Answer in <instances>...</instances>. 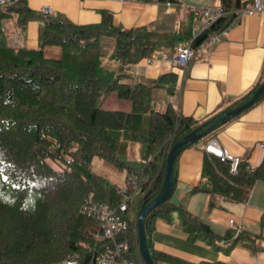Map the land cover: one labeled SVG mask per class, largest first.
<instances>
[{"label": "trees", "instance_id": "obj_1", "mask_svg": "<svg viewBox=\"0 0 264 264\" xmlns=\"http://www.w3.org/2000/svg\"><path fill=\"white\" fill-rule=\"evenodd\" d=\"M253 1L220 0L223 15L197 35L193 34V25L201 13L190 10L176 28L166 30L153 23L126 27L115 23L112 12L105 8L99 9V21L77 23L59 13L37 11L28 0L11 3L9 10L18 14L20 24L31 18L42 22L36 48L9 46L0 28V264H42L71 256L77 257L79 264H101L99 258L113 241L97 238L101 231L98 219L83 205L91 199L117 207L124 195L116 183L93 171L94 155L119 167L127 165L128 176H136V184L129 186L128 193L140 188L141 194L136 206H132L130 198L125 210L118 209L127 226L116 236L117 240L129 242L130 248L124 253L128 259L139 252L146 264L139 250L137 215L163 185L171 146L194 129H206L226 111L245 102L264 77L241 97L210 115L196 118L179 114L173 102L163 110H156L152 104L153 87L172 82L174 73L130 83L122 80L125 69L159 50H171L190 41L199 45L209 34L228 25L237 9ZM6 14L0 8V19ZM106 37L114 38L110 52L104 48ZM47 45H58L60 54L48 56ZM105 57L117 62V67H107ZM103 90H115L119 97L129 99L131 109L97 105ZM263 97L264 91L252 105ZM233 117L216 122L215 130ZM212 133L182 145L173 163V185L180 152L202 143V173L192 191L247 200L256 180H264V158L254 168L241 158L238 170L233 172L229 162L205 149ZM136 142L140 149L142 145L145 148L146 161L141 168L122 158ZM171 210L179 211L191 240L229 239L230 245L250 244L243 230L236 233L228 228L217 233L170 196L145 218L147 245L154 264H228L220 260L191 262L153 250L150 232L154 220Z\"/></svg>", "mask_w": 264, "mask_h": 264}, {"label": "crops", "instance_id": "obj_2", "mask_svg": "<svg viewBox=\"0 0 264 264\" xmlns=\"http://www.w3.org/2000/svg\"><path fill=\"white\" fill-rule=\"evenodd\" d=\"M28 4L37 11L48 6L51 13L65 15L77 23L99 21V9L105 8L112 12L115 23L126 27L153 23L158 29L166 30L176 28L189 11L186 0H28ZM5 12L6 16L0 19V28L8 45L14 48L38 47L42 20L31 18L20 24L16 12ZM113 43L112 37L104 40L108 52L112 51ZM173 49L159 50L130 64L122 80L135 83L172 72V82L153 87V106L156 108L159 103L163 110L168 102H173L178 104L179 114L203 118L241 97L264 77V12L242 15L224 37L206 43L198 50L190 58L188 67L163 57L164 53ZM45 53L58 56L60 47L47 45ZM104 63L111 69L118 65L109 57H105ZM169 85H173L171 90ZM211 138H217L232 153L247 159L252 168L259 166L264 158V146L258 145L264 142V97L214 130ZM201 144L180 152L171 200L202 218L217 233L230 228L229 219L234 217L244 224L245 241L250 244L238 242L230 245L229 239H211V242L209 238L191 240L179 211L171 210L155 218L150 232L151 247L157 252L191 262L220 260L228 264H264V180H256L245 201L231 200L202 190L192 191L202 173L204 151ZM133 147L140 149V144L136 142ZM101 175L117 185L128 178L127 173L120 180L112 167L105 169ZM211 201L213 205H210ZM127 259L124 254L113 264H127Z\"/></svg>", "mask_w": 264, "mask_h": 264}, {"label": "built area", "instance_id": "obj_3", "mask_svg": "<svg viewBox=\"0 0 264 264\" xmlns=\"http://www.w3.org/2000/svg\"><path fill=\"white\" fill-rule=\"evenodd\" d=\"M14 0H0L1 8L7 10ZM188 10L201 13V17L195 19L193 34L197 35L200 31L208 28L214 21L221 17L224 13L221 5H187ZM43 11H50L48 6L42 7ZM236 16L232 21L220 30H217L208 35L199 45L194 46L192 42L186 44H179L175 46L172 51L164 53L163 57L166 60L188 67L190 58L200 49L204 47L206 43L215 41L218 38L224 37L228 30L238 21V19L244 14H254L264 12V0H254L248 7H242L237 9ZM176 107L178 104L175 105ZM260 146H264V142L258 143ZM205 149L209 152L220 157L221 160L227 161L230 164V169L236 172L239 167L241 156L232 153L226 146L220 144L217 138H211L206 144ZM136 184V176H129L122 184H120L119 191L123 193L124 198L117 207H111L105 202L94 201L87 199L83 208L88 213L94 214L99 220L101 231L97 233V238H110L113 241L111 246H108L104 254L99 258L101 264H113L119 261L124 253H126L130 244L127 240H117L116 234L122 229L126 228L127 222L117 213L119 210H125L129 206V199L131 196L128 194V188L130 185ZM229 227L234 229L236 233L244 229V224L241 221L236 220L234 217L229 219ZM42 264H79L78 258L75 256L66 257L56 262L42 263ZM127 264H135L134 260L127 259Z\"/></svg>", "mask_w": 264, "mask_h": 264}, {"label": "water", "instance_id": "obj_4", "mask_svg": "<svg viewBox=\"0 0 264 264\" xmlns=\"http://www.w3.org/2000/svg\"><path fill=\"white\" fill-rule=\"evenodd\" d=\"M264 91V80L257 86L252 95L243 103L229 109L223 115H221L214 123L209 125L206 129L202 131H197V129L192 130L190 133L182 137L180 140L173 143L171 146L167 158H166V172L164 176L163 185L157 195L148 203L143 205L137 215V229L139 235V250L146 264H154L151 254L148 249L146 232H145V218L148 213L160 203L168 199L173 191V163L178 155L179 151L183 144L187 142H194L199 138L209 134L210 132L215 130V123L220 122L223 123L227 118L232 116H236L241 113L248 107H250L255 100L260 96V94Z\"/></svg>", "mask_w": 264, "mask_h": 264}, {"label": "rangeland", "instance_id": "obj_5", "mask_svg": "<svg viewBox=\"0 0 264 264\" xmlns=\"http://www.w3.org/2000/svg\"><path fill=\"white\" fill-rule=\"evenodd\" d=\"M186 1H188L189 4H193L194 2H196L197 4H203V5H208V4L209 5H219L220 4V0H186ZM190 2H193V3H190ZM96 103L97 105L102 106V107L116 108V109H123V110L131 109V107L129 106L131 105V101L129 99L119 97L115 90H103L102 94L97 97ZM160 108L161 106H159V103L156 104V110H160ZM133 146L134 145H131L127 153L124 154L122 158L127 162V164L133 167H136V168H141L144 162L146 161L144 145H142L141 149H137L136 147H133ZM155 152H156V149H155ZM55 166L57 165L55 164ZM111 167L113 168L115 172L118 173V178L120 180L124 179L126 174L128 173L127 165H123L119 167L113 163H110L105 158L100 157L98 155H94L92 157L93 171L99 174H102L105 171V169L111 168ZM140 194H141V189L138 188L134 190V192L130 195L132 199V206L137 205ZM133 260L135 264H144L141 256L139 255V252L133 257Z\"/></svg>", "mask_w": 264, "mask_h": 264}]
</instances>
